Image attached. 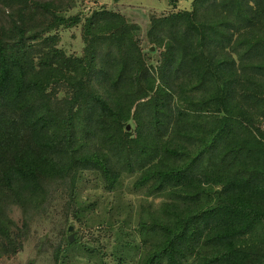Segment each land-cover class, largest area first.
Wrapping results in <instances>:
<instances>
[{"label":"trees","instance_id":"16d2710c","mask_svg":"<svg viewBox=\"0 0 264 264\" xmlns=\"http://www.w3.org/2000/svg\"><path fill=\"white\" fill-rule=\"evenodd\" d=\"M166 1L146 48L139 24L90 10L87 52L63 73L57 30L80 20L64 14L75 0H0V258L58 196L78 221L91 174L162 196L133 264H264V0ZM60 239L56 260L86 252Z\"/></svg>","mask_w":264,"mask_h":264},{"label":"rangeland","instance_id":"374dc122","mask_svg":"<svg viewBox=\"0 0 264 264\" xmlns=\"http://www.w3.org/2000/svg\"><path fill=\"white\" fill-rule=\"evenodd\" d=\"M190 1L180 0L176 8L188 9ZM100 6L117 10L125 15L128 22L139 24L143 48L148 46L145 30L149 15L170 9L166 0H75L74 6L66 9L64 14H79L80 20L57 30L60 37V55L54 63L57 70L70 72L74 61L86 54L88 37L84 28V16ZM150 48L152 51L151 46ZM129 126L132 130L131 121ZM132 178L133 176L126 175L117 188L106 191L93 175L88 174L81 180L77 192L80 205L85 209L81 211L82 217L78 221L72 215L64 218L65 212L61 209L64 196H58L46 210L29 222L22 247L14 255L1 257L0 264H98L97 256L90 255L92 249L102 257L104 264H133L142 244L156 238V234L148 232L147 227L159 213L157 205L162 196L144 198V188H133ZM196 189H199L201 199H205L210 192L204 187ZM168 196L172 199L169 192ZM149 209L151 212H148ZM11 217L20 222V212L16 207L12 209ZM68 226L71 228L65 233ZM69 236V241L77 239L84 244L86 252L73 249L68 253H61L56 260L54 248L61 237Z\"/></svg>","mask_w":264,"mask_h":264},{"label":"water","instance_id":"95a60500","mask_svg":"<svg viewBox=\"0 0 264 264\" xmlns=\"http://www.w3.org/2000/svg\"><path fill=\"white\" fill-rule=\"evenodd\" d=\"M71 226H68L67 230H70ZM68 240H71L70 236L68 237Z\"/></svg>","mask_w":264,"mask_h":264}]
</instances>
